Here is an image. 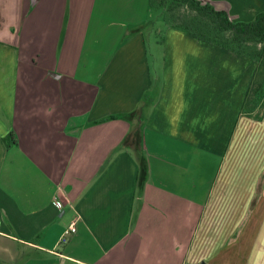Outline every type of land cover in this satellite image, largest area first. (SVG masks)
Instances as JSON below:
<instances>
[{
	"label": "crops",
	"instance_id": "crops-1",
	"mask_svg": "<svg viewBox=\"0 0 264 264\" xmlns=\"http://www.w3.org/2000/svg\"><path fill=\"white\" fill-rule=\"evenodd\" d=\"M136 1L0 0V264H264L262 65L172 26L156 80L140 27L84 56L93 13ZM203 1L235 22L264 12Z\"/></svg>",
	"mask_w": 264,
	"mask_h": 264
},
{
	"label": "trees",
	"instance_id": "trees-1",
	"mask_svg": "<svg viewBox=\"0 0 264 264\" xmlns=\"http://www.w3.org/2000/svg\"><path fill=\"white\" fill-rule=\"evenodd\" d=\"M149 5L161 11L167 26L179 28L259 63L264 60V12L259 13L252 21L235 22L230 19L226 10L217 9L203 0H149ZM159 90L157 85L147 90L137 109L144 112L147 105L155 102V95ZM119 116L109 115L105 119ZM140 170L143 172L144 162L141 163Z\"/></svg>",
	"mask_w": 264,
	"mask_h": 264
},
{
	"label": "rangeland",
	"instance_id": "rangeland-1",
	"mask_svg": "<svg viewBox=\"0 0 264 264\" xmlns=\"http://www.w3.org/2000/svg\"><path fill=\"white\" fill-rule=\"evenodd\" d=\"M112 1V0H111ZM137 0L135 4H133L129 10L123 11V12H117L113 13V11L106 13L102 16L101 10H96L95 13H93L92 17L93 22L92 26L89 27L87 35V42H86V47L84 51V56L86 54V57H99L100 59L97 60L99 62L101 60L102 56H105L106 51L111 50L113 46H111V40L116 39V40H121L123 38V34L119 35L121 31L126 32L127 31V38L131 34H134L136 32L137 27H140L145 33L146 39H147V46H148V53L149 56L153 53L157 55V62H153L152 65V71H153V79L156 80L159 76V69L156 67L157 64L161 65L160 61L163 59V52L161 45L163 43V36H165L166 31H167V24L164 21V17L161 15V11L157 8L152 7L151 5H147L145 9V4L143 6V0L140 1ZM145 1V0H144ZM149 2L148 0H146ZM33 9V8H31ZM113 13V14H112ZM39 14L33 13V12H27L25 13V18L27 21H32L33 18L38 16ZM65 17V16H64ZM162 17V18H161ZM66 18V17H65ZM135 20V21H134ZM113 22V25L110 24V22ZM115 23V24H114ZM124 25H123V24ZM61 26H63L61 24ZM122 27L124 29H122ZM129 30V31H128ZM27 31L31 34L32 29L28 28ZM50 35L48 36L49 40L51 41ZM41 36H45V33H42ZM162 37V40L160 39ZM100 39L103 41V45L100 44ZM59 42L62 40V34L59 35ZM114 45V44H112ZM104 49V52L102 53L101 51ZM111 53V52H110ZM262 65L261 71L258 69L257 75L258 80L255 78V82L251 84V88L249 90V100L250 104L252 103L251 100L252 98L255 97V94L258 93V97H260V102H262V107H264V60L263 62L260 63ZM159 65V66H160ZM96 70V69H92ZM91 71V69H89ZM263 79L262 84H259V81ZM262 81V80H261ZM156 82V81H154ZM153 85H156L154 84ZM258 89V90H257ZM261 95V96H260ZM254 101V100H252ZM247 102V105L245 106V109H249L250 104ZM152 104V103H150ZM255 104V103H254ZM258 135L255 136V134H252L251 137L248 139L250 143H254L258 139ZM150 139L149 137L147 138ZM152 141V144H150L151 148H159L157 146V143L155 144L154 138L152 140H149V142ZM253 149V147H251ZM160 149V148H159ZM155 150V149H152ZM186 156V155H185ZM201 160H205L206 163L212 164V156L205 155V154H200L197 155ZM167 158L162 160V161H156L155 158H152V171L156 172L157 169L159 168L160 163L168 164L169 162H173L176 160V164L181 163L180 156H175L174 154H170L169 156H166ZM211 160V161H210ZM141 163V161H140ZM141 166V165H140ZM208 167L205 169H202V172L205 173V175L210 174L211 171L208 172ZM170 172V170H168ZM208 172V173H207ZM189 173V171H187ZM203 173H200L202 175ZM204 180H201L203 182ZM63 245V244H62Z\"/></svg>",
	"mask_w": 264,
	"mask_h": 264
},
{
	"label": "built area",
	"instance_id": "built-area-1",
	"mask_svg": "<svg viewBox=\"0 0 264 264\" xmlns=\"http://www.w3.org/2000/svg\"><path fill=\"white\" fill-rule=\"evenodd\" d=\"M56 206L61 209L63 207V202L61 200H56L55 201ZM77 231V220L74 219L70 225L66 228L64 231L62 237H61V242L65 243L68 242L70 237Z\"/></svg>",
	"mask_w": 264,
	"mask_h": 264
}]
</instances>
